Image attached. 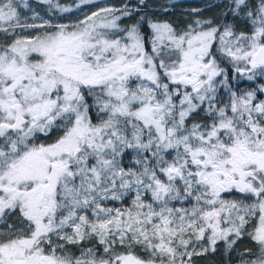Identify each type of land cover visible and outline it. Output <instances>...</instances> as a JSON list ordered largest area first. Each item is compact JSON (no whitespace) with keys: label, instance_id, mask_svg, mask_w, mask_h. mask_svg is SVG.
<instances>
[{"label":"snow or ice","instance_id":"obj_1","mask_svg":"<svg viewBox=\"0 0 264 264\" xmlns=\"http://www.w3.org/2000/svg\"><path fill=\"white\" fill-rule=\"evenodd\" d=\"M177 7L0 0V264H264V0Z\"/></svg>","mask_w":264,"mask_h":264},{"label":"trees","instance_id":"obj_2","mask_svg":"<svg viewBox=\"0 0 264 264\" xmlns=\"http://www.w3.org/2000/svg\"><path fill=\"white\" fill-rule=\"evenodd\" d=\"M208 2H210V0H200L198 2H194V3L189 4V6H187V7L178 6L175 9L174 16L169 17V18L170 19H174L177 22H183V20L187 19V16L185 14L188 11L187 10H181V9H189V12H190V10L203 7ZM211 2L220 3L221 0H211ZM116 3H118V2H116ZM217 11H218L217 9H213V10H210V11H205L204 15L206 17H211V16L216 15ZM83 14L84 13H81V15H83ZM245 246H246V243L245 244H241L240 247L243 248ZM200 264H223V262L220 260L219 257L208 256V257L202 258L201 261H200Z\"/></svg>","mask_w":264,"mask_h":264},{"label":"rangeland","instance_id":"obj_3","mask_svg":"<svg viewBox=\"0 0 264 264\" xmlns=\"http://www.w3.org/2000/svg\"><path fill=\"white\" fill-rule=\"evenodd\" d=\"M198 1L200 0H171L172 3H175L178 6H184V7H187L189 6V4L198 2ZM62 2L72 3V0H62ZM99 2L100 3H116V2H119V0H99ZM181 10H187L189 12V9H181ZM85 11H87V9Z\"/></svg>","mask_w":264,"mask_h":264}]
</instances>
